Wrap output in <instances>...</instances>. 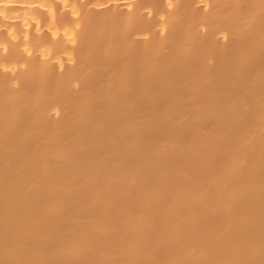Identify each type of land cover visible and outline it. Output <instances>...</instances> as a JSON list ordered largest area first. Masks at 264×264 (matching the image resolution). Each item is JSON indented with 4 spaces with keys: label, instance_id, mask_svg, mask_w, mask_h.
<instances>
[{
    "label": "bare ground",
    "instance_id": "bare-ground-1",
    "mask_svg": "<svg viewBox=\"0 0 264 264\" xmlns=\"http://www.w3.org/2000/svg\"><path fill=\"white\" fill-rule=\"evenodd\" d=\"M0 264H264V0H0Z\"/></svg>",
    "mask_w": 264,
    "mask_h": 264
}]
</instances>
